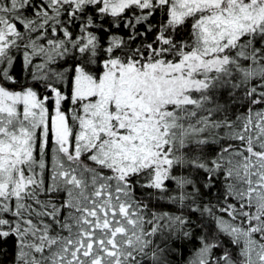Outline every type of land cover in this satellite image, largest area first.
I'll use <instances>...</instances> for the list:
<instances>
[{
	"label": "snow or ice",
	"instance_id": "1",
	"mask_svg": "<svg viewBox=\"0 0 264 264\" xmlns=\"http://www.w3.org/2000/svg\"><path fill=\"white\" fill-rule=\"evenodd\" d=\"M0 264H264V0H0Z\"/></svg>",
	"mask_w": 264,
	"mask_h": 264
}]
</instances>
